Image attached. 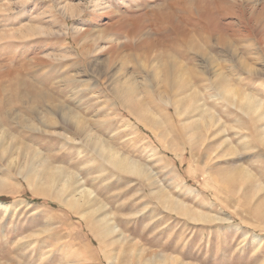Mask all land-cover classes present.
I'll list each match as a JSON object with an SVG mask.
<instances>
[{"label": "rangeland", "instance_id": "obj_1", "mask_svg": "<svg viewBox=\"0 0 264 264\" xmlns=\"http://www.w3.org/2000/svg\"><path fill=\"white\" fill-rule=\"evenodd\" d=\"M0 264H264V0H0Z\"/></svg>", "mask_w": 264, "mask_h": 264}, {"label": "bare ground", "instance_id": "obj_2", "mask_svg": "<svg viewBox=\"0 0 264 264\" xmlns=\"http://www.w3.org/2000/svg\"><path fill=\"white\" fill-rule=\"evenodd\" d=\"M126 91L128 92L129 95H131L134 92L133 89H127ZM24 176H27V175H24Z\"/></svg>", "mask_w": 264, "mask_h": 264}]
</instances>
